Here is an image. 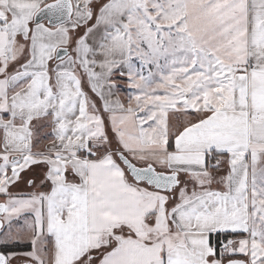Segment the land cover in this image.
Segmentation results:
<instances>
[{
	"label": "snow or ice",
	"instance_id": "1",
	"mask_svg": "<svg viewBox=\"0 0 264 264\" xmlns=\"http://www.w3.org/2000/svg\"><path fill=\"white\" fill-rule=\"evenodd\" d=\"M0 264H264V0H0Z\"/></svg>",
	"mask_w": 264,
	"mask_h": 264
},
{
	"label": "rangeland",
	"instance_id": "2",
	"mask_svg": "<svg viewBox=\"0 0 264 264\" xmlns=\"http://www.w3.org/2000/svg\"><path fill=\"white\" fill-rule=\"evenodd\" d=\"M114 78L115 79H118V80H123L124 79V78L119 77V76L114 77ZM118 87L121 89V91H119L117 93V95L119 96V98L121 99L122 102H125L126 103L127 102V99H128V95H129V90L127 88V85H126V83H120L118 85ZM20 190L23 191V192L29 191V189L26 188V187H24V186H22Z\"/></svg>",
	"mask_w": 264,
	"mask_h": 264
}]
</instances>
